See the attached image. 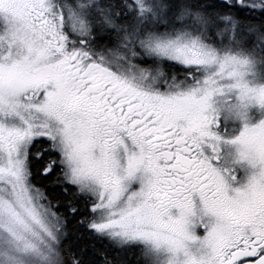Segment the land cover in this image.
Listing matches in <instances>:
<instances>
[{"label": "snow or ice", "instance_id": "snow-or-ice-1", "mask_svg": "<svg viewBox=\"0 0 264 264\" xmlns=\"http://www.w3.org/2000/svg\"><path fill=\"white\" fill-rule=\"evenodd\" d=\"M254 106L264 0H0V264H96L70 219L140 264H264Z\"/></svg>", "mask_w": 264, "mask_h": 264}, {"label": "flooded vegetation", "instance_id": "flooded-vegetation-1", "mask_svg": "<svg viewBox=\"0 0 264 264\" xmlns=\"http://www.w3.org/2000/svg\"><path fill=\"white\" fill-rule=\"evenodd\" d=\"M249 117L251 119L252 123L257 122L258 119L264 117V109H261L258 106L251 107L249 110ZM231 128H232V134H238V132L242 129V122L239 119H236L232 122H229ZM206 151H209L206 148ZM220 163L224 166H231L234 167L235 173L238 178V184L246 183L247 179L251 176L253 172V168L251 164L248 161L240 160L238 158L237 150L234 145L228 144V146L223 149V159L220 161ZM36 183L37 187H41V183L39 181H34ZM67 232L68 228H67ZM95 244H97V248L99 252H104L102 255V260L100 259V262L105 261V257H107L109 260H116V262L124 261V259H129L132 262H140V250L132 249L131 252L124 251L120 252L116 247L112 245L110 241L107 239H97L95 237ZM101 255V254H99ZM165 254H161V259H164Z\"/></svg>", "mask_w": 264, "mask_h": 264}, {"label": "trees", "instance_id": "trees-1", "mask_svg": "<svg viewBox=\"0 0 264 264\" xmlns=\"http://www.w3.org/2000/svg\"><path fill=\"white\" fill-rule=\"evenodd\" d=\"M68 234L64 238V246L71 251H77L79 248H81L84 245H92L95 244V236H91L90 234L84 232V234L81 236V233L83 232L82 228H79L76 225L75 220L70 219L68 222ZM97 244H95V249L89 247L87 249L89 254H92L95 252V261L96 264H104V262H100V259L102 260V254H104L105 251L102 250V252L97 251ZM101 254V255H99ZM124 261H127V264H140V262H132L129 259H124ZM117 264H120V262H117Z\"/></svg>", "mask_w": 264, "mask_h": 264}, {"label": "clouds", "instance_id": "clouds-1", "mask_svg": "<svg viewBox=\"0 0 264 264\" xmlns=\"http://www.w3.org/2000/svg\"><path fill=\"white\" fill-rule=\"evenodd\" d=\"M224 115L227 117V116H228V113L225 112ZM234 120H236V119H235V118H229V122H232V121H234ZM231 145H233V144H231ZM227 146H228V144L224 145V149H225ZM234 146L236 147L237 154H238V158L240 159L238 146H237V145H234Z\"/></svg>", "mask_w": 264, "mask_h": 264}, {"label": "rangeland", "instance_id": "rangeland-1", "mask_svg": "<svg viewBox=\"0 0 264 264\" xmlns=\"http://www.w3.org/2000/svg\"><path fill=\"white\" fill-rule=\"evenodd\" d=\"M65 240H66V239H65ZM65 240L63 241V244H64Z\"/></svg>", "mask_w": 264, "mask_h": 264}]
</instances>
